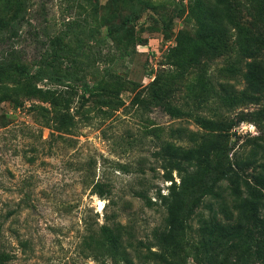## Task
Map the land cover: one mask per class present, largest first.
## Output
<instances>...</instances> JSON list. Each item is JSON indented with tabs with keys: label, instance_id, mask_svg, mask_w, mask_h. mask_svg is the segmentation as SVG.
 <instances>
[{
	"label": "rangeland",
	"instance_id": "obj_1",
	"mask_svg": "<svg viewBox=\"0 0 264 264\" xmlns=\"http://www.w3.org/2000/svg\"><path fill=\"white\" fill-rule=\"evenodd\" d=\"M14 1L0 0V18ZM193 2L28 0L19 12L16 34L0 44V86H35L53 97L0 100V264H155L147 248L156 264H198L192 213L173 242L153 245L167 176L179 181L165 144L190 146L186 130L202 132L198 117L211 115L214 92L227 82L216 69L229 51L210 56L216 44L190 16ZM259 87L257 104L218 115L245 119L218 140L213 157L264 139V78ZM180 199L189 211V192ZM116 222L130 242L128 261L111 257L95 233Z\"/></svg>",
	"mask_w": 264,
	"mask_h": 264
},
{
	"label": "trees",
	"instance_id": "obj_2",
	"mask_svg": "<svg viewBox=\"0 0 264 264\" xmlns=\"http://www.w3.org/2000/svg\"><path fill=\"white\" fill-rule=\"evenodd\" d=\"M27 2L15 0L9 17L0 18V31L4 30L0 32V44L16 34V25L20 22L17 17ZM244 13L247 21H243ZM189 14L215 42L211 57L229 51L224 66L216 69V74L226 76L227 82L220 83L214 92L211 115L198 117L202 132L186 130L192 144L184 147L165 144L164 153L172 158L170 168L177 172L179 181L175 184L167 176L171 181L169 191L160 196L163 223L161 228L154 229L153 245L159 249L173 242L174 235L184 229L192 213L198 220L197 242L201 247L198 264H231L244 257L264 263V139L259 138L257 142L254 138L250 147L240 146L230 156L224 153L213 157L216 150L222 151L218 140L245 119L244 114L238 113L220 120L221 111L257 104L263 97L259 84L264 78V0H194ZM204 53H198L193 63L198 64ZM6 55L4 49L0 50V74L6 65ZM47 91L27 85L0 86V100L33 97L36 93H41L46 100L53 97ZM46 125L60 129L53 124ZM185 191L191 196L189 211L180 202V194ZM146 205L151 206L152 202L147 199ZM231 211L235 213L232 218ZM123 229L117 222L111 226L101 224L95 233L111 257L128 261L126 247L130 242L124 240ZM147 251L146 259L156 264V252L149 248Z\"/></svg>",
	"mask_w": 264,
	"mask_h": 264
}]
</instances>
